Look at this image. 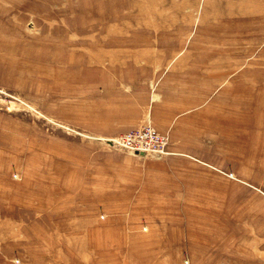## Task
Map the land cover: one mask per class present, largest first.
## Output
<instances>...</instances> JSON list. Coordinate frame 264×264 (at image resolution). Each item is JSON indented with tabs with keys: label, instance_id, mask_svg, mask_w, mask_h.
<instances>
[{
	"label": "rangeland",
	"instance_id": "rangeland-1",
	"mask_svg": "<svg viewBox=\"0 0 264 264\" xmlns=\"http://www.w3.org/2000/svg\"><path fill=\"white\" fill-rule=\"evenodd\" d=\"M146 123L164 156L111 141ZM0 253L264 264V0H0Z\"/></svg>",
	"mask_w": 264,
	"mask_h": 264
},
{
	"label": "crops",
	"instance_id": "crops-1",
	"mask_svg": "<svg viewBox=\"0 0 264 264\" xmlns=\"http://www.w3.org/2000/svg\"><path fill=\"white\" fill-rule=\"evenodd\" d=\"M189 88L190 90L186 93L184 87L178 88L176 85H168V89L165 90V93H167L169 98L167 97L162 102L160 101L154 104L152 108L153 117H155L156 121L157 117L165 119L161 124L162 128H166L170 124L172 125L175 118L185 110L192 108L195 101H199V95L194 96L193 91L191 92L192 87L190 86ZM194 124V116L192 115L184 119L181 118L178 127L172 130L174 138L178 137V132L182 127L193 128ZM0 261L5 264H20L21 262V260L17 261L16 257L14 255L11 256L9 253H0Z\"/></svg>",
	"mask_w": 264,
	"mask_h": 264
},
{
	"label": "built area",
	"instance_id": "built-area-1",
	"mask_svg": "<svg viewBox=\"0 0 264 264\" xmlns=\"http://www.w3.org/2000/svg\"><path fill=\"white\" fill-rule=\"evenodd\" d=\"M111 141L130 151L148 153L156 157L168 153L166 150L168 136L160 133L150 123L117 135L111 138Z\"/></svg>",
	"mask_w": 264,
	"mask_h": 264
}]
</instances>
